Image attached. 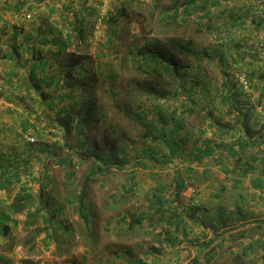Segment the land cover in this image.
Instances as JSON below:
<instances>
[{"label":"crops","instance_id":"crops-1","mask_svg":"<svg viewBox=\"0 0 264 264\" xmlns=\"http://www.w3.org/2000/svg\"><path fill=\"white\" fill-rule=\"evenodd\" d=\"M111 1L116 2L0 0V264H14L11 255L19 242L11 243L13 230L25 222L30 226L34 213L27 204L55 190L61 195L60 185L69 181L65 172L62 181L54 176L62 168L56 154L65 137L60 122L67 119L72 101L65 97L68 86L61 78L48 88L45 81L61 77L58 60L74 46L58 52L57 42L66 43L67 36L73 42L76 17L89 22L87 29L92 20L102 24L112 11ZM218 1L206 8L207 17L213 14L209 28L214 39L201 56L219 65L223 80L216 87L204 84L206 76L197 68L199 87H184L189 95L185 104L195 113L180 117L175 130L180 148L171 160L183 175L169 182L161 199L164 213H156L157 195L151 193L146 209L139 210V201L138 210L121 216L127 227L131 215L143 214V225L124 230L148 226L152 236L141 255L125 254V264H264V113L256 108L264 104V0ZM198 14L206 18L203 11ZM40 61L46 66L33 70L39 79L36 90L28 75ZM237 73L252 82L249 95L235 81ZM42 92L54 96L43 97ZM29 136L36 142H27ZM16 204L22 205L20 212H15ZM59 209L57 218L62 219L63 205ZM91 217L89 212L90 230ZM36 232L45 237L44 224L28 235ZM44 237L47 248L50 242Z\"/></svg>","mask_w":264,"mask_h":264},{"label":"rangeland","instance_id":"rangeland-1","mask_svg":"<svg viewBox=\"0 0 264 264\" xmlns=\"http://www.w3.org/2000/svg\"><path fill=\"white\" fill-rule=\"evenodd\" d=\"M179 3L180 0H130L126 10L128 19L121 20L114 45L110 47L104 44L105 25L97 19L91 21L86 42L78 47L91 57L92 70L90 67L89 77L94 83L92 95L98 99L96 113L100 115V119L94 118L96 129L92 132L85 130L81 137L86 141V147L92 142L96 145L94 155L100 154L101 151L108 154L112 150L114 159L126 156L127 161L118 163L122 168L120 170L110 167L104 175L94 177L95 181L86 200L92 215L90 221L92 233L85 235L80 224L75 196L79 193L83 177L95 163L96 157L88 155L86 147L77 146L78 137L75 133L71 132L66 140L64 137L61 145L63 146L65 142L68 146L61 148L60 153L56 154L57 157L66 156L71 160L74 176L60 185L61 195L55 190L52 194L54 197L44 194L27 206L34 212L40 209L39 211L44 214L45 201L50 197L54 198L57 201L50 205V210L52 207L60 208L63 205L61 225L71 227L73 234L67 238L59 235V246L52 241L46 248L42 242L43 233L39 237H37L38 232L28 235L32 231L40 230L43 225L41 218H31L28 222L30 226H26L25 222L23 226H17L13 230L11 243L19 242L11 255L14 264H75L76 262L97 264L98 261L103 264H125V254L141 255L142 251L148 249L152 242V236L148 234L149 227L143 226L136 232H126L124 229L127 227H124L121 216L133 212L139 201H143L139 210L146 209L151 193L153 196H161L163 200L168 184L173 180L172 177L178 178L183 172L179 168H173L172 161L164 157L166 149L163 144L142 139L146 131L145 124L157 122L159 111L164 113L163 117L168 120L173 114L179 117L180 109L189 95L178 92L174 96L170 95L167 100H153L139 96L137 82L141 78L125 60L126 49L131 44H142L150 39L161 42L170 38L182 42L190 41L196 56L189 60L191 67L188 69V76H182L179 82L168 79L167 90L171 92L178 86L175 85L177 83L182 84L183 87H188L190 83L199 87L200 82L196 79L197 68L200 73L203 70L206 76L203 80L204 84L208 83L216 87L223 80L219 65L214 64L213 61L204 62L201 56L209 50L210 43L214 39L213 31L209 28L214 24L213 14L205 19L198 18V13L201 12L196 11L183 23L172 22L166 16L170 15L169 9ZM117 4L115 1L110 2L108 7L112 9L111 12H114ZM167 24L170 26L166 27ZM98 57L100 61H97ZM227 81L230 85L235 84L231 78ZM179 89L183 88L179 86ZM193 99L195 102L198 101V97ZM191 121L196 122V117ZM166 127H171V122H168ZM102 132L105 133V141L101 143L99 139ZM148 149L153 150V155L147 154ZM136 163L145 164L147 168L136 166ZM69 170L67 168V171ZM64 172L66 173V167L62 166L55 174V180L62 181ZM132 175L136 177V187L132 192L126 193L125 187L130 186ZM63 194L66 195L65 198L62 197ZM66 199H70L71 202L68 203ZM24 243L29 244L24 247ZM125 245H128L129 249H124Z\"/></svg>","mask_w":264,"mask_h":264},{"label":"trees","instance_id":"trees-1","mask_svg":"<svg viewBox=\"0 0 264 264\" xmlns=\"http://www.w3.org/2000/svg\"><path fill=\"white\" fill-rule=\"evenodd\" d=\"M116 2L118 4L114 12L108 13L107 16L102 19V24L105 25L106 31V41L104 44H106L108 47L114 45L121 20L126 21L128 19L126 10L130 0H116ZM217 2L219 1L180 0L179 5H173V7L169 9L170 15H167L166 18H170L172 22L179 21V23H183L189 16L194 15L196 11H203V16L207 17L209 14V10H206L207 6L212 7ZM88 24L89 22H85L81 18L76 17L74 19V24L72 27L74 36L73 42H70V36H67V39L65 40L66 43H62L61 41L57 42L58 52H62L63 49L65 50L66 48H70L72 46H74V51L70 52L64 59L58 60L59 67L62 70L61 77L51 76L47 77V81H45L47 82V88L52 85H59L61 81L60 78L62 79V82L68 86V91L65 97H71L72 104L71 108L67 109L69 112L67 119L60 122V125L65 129V140L71 132H74L77 135V146L80 148L86 147V141L81 137L84 131H94L96 129L94 118L100 119V115L96 113V103L98 102V99L92 95L94 92V83L90 81L89 77L92 70V65L90 63L91 57L78 47L80 44L86 42ZM169 26V24L166 25V27ZM126 52L127 55L125 60L129 62L131 69L139 73L141 78L137 82L139 85V96L153 100H167L169 99L170 95L174 96L178 92H183L185 95L188 94L185 92V88L180 83L175 84L178 86L175 87L174 91L172 92L167 90V85L169 78L175 79L177 82H179V79L183 78L182 76H188V69L191 67L189 60L196 56L195 50L190 41L182 42L180 40L170 38L164 42H161L150 39L145 40L142 44L136 43L129 45L126 49ZM97 61H100L99 57L97 58ZM97 64L100 65V63ZM45 66L46 64L44 61H40L35 66H33L32 70L29 72L28 78L36 90L39 88V79L33 70L36 68L43 70ZM196 79L198 80V78ZM179 86L183 89H179ZM45 94L46 93L42 92L41 96L44 97ZM46 96L50 97L54 96V94L48 93ZM186 98L189 100V97ZM188 107L189 105L183 103L182 108L180 109L179 117H176V115L173 114L170 120L164 118V113L162 114V112L159 111L157 122L155 121L154 123L145 124L146 131L143 134L142 139H150L163 144L165 149L168 150V154L164 155V157H168L169 160L173 159L172 157L180 148L179 141L176 139L175 135V130L181 125L180 117L185 118L195 113L193 108L190 107L189 110ZM48 109H52V107L49 106ZM98 122L99 120H97V123ZM168 122H171L174 125H171V127L167 128L166 124ZM99 141L101 143L105 141L104 132L101 133ZM65 146L67 147L68 144L64 142V145L60 147V149ZM95 148L96 145H94L92 142L85 149L88 155H94ZM113 153L114 151L112 152V150L108 154L107 152L101 151L100 154L94 155L96 157V161L91 165L89 172L84 175L83 182L79 188V193L75 196V200L78 204L77 210L80 218V224L85 235H90L92 233L89 227V208L86 200L90 193V188L95 181L94 177L104 175L106 170H108L110 167L120 170L122 168L120 165H118V163H125L127 161L126 156H121L117 157V159H114ZM147 154L150 156L153 155V150L148 149ZM57 162L60 164V166L66 167L67 180H70V178L74 176V171L71 170V160L68 157L63 156L60 157ZM135 165L147 168V165L145 164L141 165L140 163H136ZM67 168L70 170L67 171ZM133 177L134 175H132L130 186L125 187L126 193L132 192L136 186V183L133 182ZM179 187H181V185H179ZM161 198V196L155 197L154 203L157 206L156 213L158 211L164 213V211L167 210V208H165L162 204ZM32 200L33 199L30 198L29 201ZM66 201L68 203L71 202L70 199H66ZM55 202L56 200L54 199L45 201L43 208L46 210V213L40 215L39 209L33 213L30 219H36L39 216L44 224V241L48 243L54 241L57 246H59V235L66 238L68 236L70 237L73 234V230L69 226L61 225V219L55 220V218L62 214V209H59V207H52V210H50V205L55 204ZM18 206L22 208V205L16 204L15 207H13L16 208L15 212H20ZM143 216V214L139 216L131 215L130 221L127 222L128 229H132L137 225H143ZM57 231L60 233L57 234ZM3 234L4 233L0 229V236Z\"/></svg>","mask_w":264,"mask_h":264},{"label":"built area","instance_id":"built-area-1","mask_svg":"<svg viewBox=\"0 0 264 264\" xmlns=\"http://www.w3.org/2000/svg\"><path fill=\"white\" fill-rule=\"evenodd\" d=\"M235 81L240 86L241 91L245 95H249L250 92L253 90L252 82L247 78V76L245 74H243V73H237L235 75ZM256 108H257V110L259 112L264 113V104L263 103L262 104H258ZM25 139L29 143H34L35 142L34 138L31 137V136L26 137ZM263 213H264V210H263Z\"/></svg>","mask_w":264,"mask_h":264}]
</instances>
